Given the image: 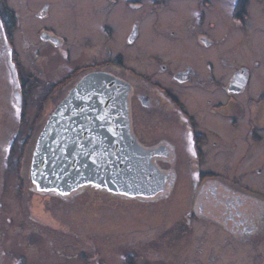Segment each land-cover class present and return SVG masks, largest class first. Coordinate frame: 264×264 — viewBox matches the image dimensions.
Listing matches in <instances>:
<instances>
[{"label": "rangeland", "instance_id": "rangeland-1", "mask_svg": "<svg viewBox=\"0 0 264 264\" xmlns=\"http://www.w3.org/2000/svg\"><path fill=\"white\" fill-rule=\"evenodd\" d=\"M120 1V7L125 5L124 0ZM155 1L157 0H137L135 5L133 3L134 7L132 5L131 7L127 6L125 11H121L122 7L120 9L115 8L119 14L115 10L112 14L107 15L105 10L110 4L109 0H9L10 8L20 14L18 20L21 25L15 32V46L21 52L19 53L24 59L27 70L34 74L42 69L46 74L45 78H47L44 83H47L52 74L57 72L56 77L66 74L69 69L79 66L80 62L82 63L86 59L85 57L88 59L87 63H95L101 58H107L108 50L111 48H114L115 52L122 47L126 48L128 42L125 34L130 31L131 21L129 19L128 23H125V19L133 18L136 20L140 17L138 14L141 11H145L148 18L142 26L141 41L136 44L135 50L132 49V52L136 51V53H143V55L151 52L156 53L155 50H157L162 38L149 35H156L151 28V23L156 17L149 15L159 11L160 18H165L167 21L161 23L166 29H175L179 24L181 26L178 31V38L169 41L173 43L172 47L175 49H171L169 54L168 52L164 53V58L176 62L177 67L193 63L199 78L207 82L203 84L208 87L206 59L216 60L218 75L228 73L226 76H229L232 72V70H224L225 65L222 64V60L226 59L229 63L232 62L234 65L236 64V67L245 64L252 72L251 94L257 97V94L264 91V3L260 4L253 1V12L254 10L255 12L251 23L248 24L249 30L240 31L238 27L235 28L232 25L234 30L240 31L238 37L229 33L228 35L231 37L228 43L216 45L214 50L208 51L209 57L202 56L197 61L193 57L194 51H197V48H194L197 42L190 32L196 19L193 18L196 13L195 8L185 5L184 0H171V3L167 2L165 10L156 12ZM41 6L43 9H49L48 12L51 15L48 18L39 17ZM179 16H181L180 19ZM171 19H179V21L176 24ZM220 19L223 20L224 18ZM108 22L117 30V41L115 39V41L108 40L105 30L104 32L102 30L103 24ZM46 24L48 26L53 24L57 27L58 33L69 37L73 46L68 44L69 42L65 39L63 49L70 48L73 57L71 61L65 60L61 55V49L39 41L40 36L37 30ZM125 26L127 30H123V37L119 29ZM145 27H148L149 30ZM225 32V27L220 24L218 33L223 34ZM119 34H122L121 38H119ZM160 47L162 44L159 45ZM39 50L40 55L37 53ZM133 55L129 64L138 72L143 73L157 69L155 67L148 68L147 57L141 56V59H133ZM83 63L86 64V62ZM256 66L258 67L256 68ZM40 80L42 82L43 78ZM74 83L71 84L74 85ZM39 91L34 93L33 98L36 93L39 96ZM64 94L59 93L50 104L53 106L63 98ZM216 98L225 103L228 102L226 96L219 91L216 93ZM244 99V95L232 99L233 102L230 101L232 105L230 103L228 107L235 108L236 112H239L236 116H240L237 120L241 125L235 128L237 130L234 132L247 135L248 125L245 119L242 121L240 113ZM44 105L38 99H31L30 106L26 110V117L19 126L17 111L11 100L9 72L3 61L0 60L1 251L8 248L12 252L24 254L26 256L24 264H126L130 255H135L134 260H130L135 261L136 264H255L256 252L250 242H239L240 244L229 248L224 242L225 232L215 225L203 221L202 218L199 221L193 220L191 223H187V215L193 203L191 175L194 168L188 164L183 128H179L176 126L177 124H173L175 122L171 123L165 117L157 116L154 120L155 123L150 127L158 131L157 133L150 130L146 132L151 137L157 134L160 137L168 138L176 147L179 159V164L175 163L174 165L177 172L176 184L173 185L167 196L147 204L142 201L134 202L123 198L114 199L110 196L101 195L93 189H88L89 191L75 196L72 204H59L57 202L45 211L43 203L39 202L41 206H38L37 202H30L27 189H25V195L20 197L22 195L17 193V180L14 177L17 172L25 177L30 174L37 131L31 134H28L27 131L32 128L30 119H33L38 109L43 108ZM251 109L252 106L250 105L249 110ZM190 110L193 112V109L190 108ZM136 117L138 128L141 124L147 125L146 120L148 118H144V112L140 108H137ZM243 125H245L246 130L241 132ZM18 127L21 128L20 133L11 138L12 134L15 133L14 129ZM11 140L17 147L26 141L28 143L24 147L21 157H19V169H16L15 157L14 159L8 158L7 167L2 164L3 158H7V154L5 157L3 156V148ZM241 143L238 150L236 149L237 151L230 145L233 151L232 166L230 165L229 168L225 169L224 165L223 167L222 165H214L215 163L210 161L204 168L215 169L222 173L224 170H229L234 176L242 174L244 180L249 181L251 187L259 189L260 182L264 181V176L258 177L256 168H264V133L263 138L256 146L251 144L250 137L248 142ZM249 143L250 147L247 146ZM222 147L226 149L228 145L224 144ZM220 151L223 152L222 149L218 152ZM221 157L224 158L220 154L214 160H220ZM184 159L186 161L182 162ZM186 162L187 166L185 165ZM253 178L257 179L259 184H255L252 181ZM5 183L8 188L5 187ZM26 184L29 186L28 182ZM20 242H23L25 247L18 246ZM1 251L0 264H17L16 257L9 255L7 258H3ZM82 253L86 254V258L81 257Z\"/></svg>", "mask_w": 264, "mask_h": 264}, {"label": "flooded vegetation", "instance_id": "flooded-vegetation-1", "mask_svg": "<svg viewBox=\"0 0 264 264\" xmlns=\"http://www.w3.org/2000/svg\"><path fill=\"white\" fill-rule=\"evenodd\" d=\"M109 1L110 4H108L105 10L107 15L112 14L121 7V11H125L124 9L131 7V5L134 7L137 0H124L125 5L123 4L121 7L119 6L121 5L120 0ZM253 1L260 4L264 3V0H184L185 5L193 6L196 10V13L193 15V18H196L194 20V26L192 31L190 30L191 35L196 38L197 42L194 46V48H197V51H194L193 57L197 61L202 56L209 57L208 51L211 49L214 50L216 45L221 43L226 44L231 35L238 37V32L249 30L248 24L251 23L253 13L255 12V10L253 12ZM167 2L171 3V0L155 1L156 12L158 10H165L167 8ZM158 4L160 8L157 7ZM9 5V0H0V60L3 61L9 72L11 100L17 111L19 126H21L26 117V110L30 106L31 99H38L45 104L43 108L38 109L35 117L30 119L32 128L27 133L31 134L37 131L34 147L36 148L37 140L48 119L68 96L70 91L89 74L104 73L128 86L131 134L136 143L145 151L144 157L146 158V164L152 166L156 171L155 174L149 176V183L146 184L144 192L140 191V193L135 195H129L121 192H110L93 184L84 185L68 192L40 190L32 181L30 166L29 176L25 177L17 172L14 177L17 180V193L22 195L20 197L25 195V189H27L30 202H37L38 206H41L39 202L41 204L43 203L45 211L49 206H53L57 202L59 204H72L77 196L85 191H89L88 189H93L101 193V195L110 196L114 199L120 200L123 198L128 201H142L147 204H150V202L158 198L167 196L173 185L176 184L177 172L174 169V165L175 163L179 164L176 147L168 138L160 137L157 134L151 137L146 132L150 130L157 133L158 131L150 127L155 123L154 120L157 116L165 117L171 123L175 122L173 124H177L176 126L179 128H183L188 164L194 168L191 175V197L193 203L187 215V223H191L193 220L199 221L202 218L203 221L215 225L225 232L224 242H226L229 248H232L233 245L240 244L239 242H250L256 252L254 263L262 264L264 262V181L260 182L259 189H256L251 187L248 183L249 181L246 182L244 180L242 174L234 176L229 170H224V173H222L215 169L204 168L207 167L210 161H213L215 163L214 165H222V167L224 165L225 169L229 168L233 156L230 145L233 149L238 150L239 144L241 142V144L248 142L249 137L251 144L254 146L263 138L264 91L257 94V97L251 94L252 90H250V86L253 83L250 68L245 64L236 67V64L229 63L225 59L222 60V64L225 65L224 70H232V72L229 76H226L228 73L218 75L216 60L206 59L205 67L209 87L203 84L207 82L199 78L193 63L179 65L180 67H177L176 62L164 58V53L168 52L169 54L171 49H175L172 47L173 43L169 41L178 38L179 27L181 26L179 24L175 29H166L161 24L166 19L160 18L159 11L157 13L152 12L149 15L156 17L151 23V28L155 31L156 35H149L151 37L158 36L162 38L160 39L162 47L159 48V44L157 50H155L156 53H145V55L143 53H136V51L132 52V49L135 50L136 44L141 41L143 34L142 26L148 18L145 11H141L138 14V16L140 15L138 19H125V23H128L129 19L131 21L130 31L128 34H125L128 42L126 48H118L120 50L116 52L114 48H111L108 50L107 58H101L97 62L95 61V63H87L88 59L85 57L86 59L83 62H86V64L80 62L79 66L69 69L66 74L60 75V77H56L58 73L55 72L51 75V78H48V82L44 83L47 78H45L46 74L43 70L41 69L38 73L34 74L30 73L25 66L23 57L20 55L21 52L15 46V32L21 25L18 20L20 14L12 10ZM74 5L77 4L74 3ZM42 7L39 11V17L48 18L51 15L48 12L49 9H43ZM181 16H179V19ZM220 18L224 19L222 20ZM179 19L171 20L178 23ZM220 24L226 29V32L223 34L218 33ZM232 25L235 28L238 27L240 31L234 30ZM56 28L53 24L49 26L47 24L42 25L37 30L40 36L39 41L61 49V55L65 60L71 61L73 57L70 53V48L63 49L65 39L70 45L71 41L67 35L58 33ZM145 29L149 30L148 27H145ZM102 30L103 32L105 30L108 40L115 41L117 39V30L109 22L103 24ZM119 30L123 34V30L127 29L125 26ZM229 33L231 35H228ZM122 34H119V38L122 37ZM37 53L40 55V50ZM132 55L134 56L133 59L147 57L148 68L155 67L157 69L147 72L145 68L146 72H138L129 64ZM222 64L221 67L223 68ZM48 76L50 77V75ZM40 78H43L42 82ZM72 82H75L74 85L71 84ZM37 90H40L39 96L36 93L33 98ZM218 91L226 96L227 103L216 98ZM59 93H62V95L63 93L65 94L60 101L52 106L50 102ZM241 95H244L245 99L241 105L240 113L242 121L245 119L248 125L247 130L245 125H243L241 132L246 130L247 135L245 133L238 134L235 133L236 131L234 132V130H237L235 128L241 125L237 120L240 116H236L239 112H236L235 108L228 107L233 102L231 101L232 99ZM250 105L252 106L251 110H249ZM137 108H140L144 112V118H148L145 120L147 125L149 124V127L146 128L147 125L141 124L138 128L136 117ZM190 108L193 109V112ZM20 130V127L15 128V133L12 134L11 138L16 137L20 133ZM13 142L11 140L4 146L3 156L5 157V154H7V158H3L2 164L7 167L9 163L8 158L11 157L14 159L15 157L16 169H19V157H21V153L28 143L26 141L20 147H17ZM224 144H227L228 148H223L222 145ZM247 146L250 147V143ZM221 149L223 152H218ZM220 154L224 158L221 157L220 160L215 161L214 159ZM184 161L186 160L184 159L182 162ZM187 162L185 164L186 166L188 165ZM256 175L258 177L264 176V168L257 167ZM252 181L255 184H259L255 178ZM27 182L29 186H27ZM4 185L8 188L6 183ZM5 235L7 236V233ZM18 246L21 248L25 247L23 242H20ZM1 255L3 258H7L9 255L16 257L17 264H24L26 262V256L24 254L12 252L8 248L7 250H2ZM85 255L82 253L81 257L84 259L86 258ZM134 256L130 255L128 258L134 260ZM133 264H136V262L133 261Z\"/></svg>", "mask_w": 264, "mask_h": 264}, {"label": "water", "instance_id": "water-1", "mask_svg": "<svg viewBox=\"0 0 264 264\" xmlns=\"http://www.w3.org/2000/svg\"><path fill=\"white\" fill-rule=\"evenodd\" d=\"M130 129L128 86L104 73L84 77L48 119L31 164L40 190L93 184L114 193L144 192L155 169Z\"/></svg>", "mask_w": 264, "mask_h": 264}, {"label": "trees", "instance_id": "trees-1", "mask_svg": "<svg viewBox=\"0 0 264 264\" xmlns=\"http://www.w3.org/2000/svg\"><path fill=\"white\" fill-rule=\"evenodd\" d=\"M126 264H133V260H129Z\"/></svg>", "mask_w": 264, "mask_h": 264}]
</instances>
